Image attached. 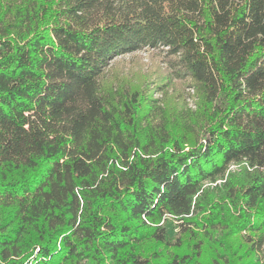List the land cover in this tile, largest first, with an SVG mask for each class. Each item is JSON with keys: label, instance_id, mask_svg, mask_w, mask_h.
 I'll list each match as a JSON object with an SVG mask.
<instances>
[{"label": "trees", "instance_id": "trees-1", "mask_svg": "<svg viewBox=\"0 0 264 264\" xmlns=\"http://www.w3.org/2000/svg\"><path fill=\"white\" fill-rule=\"evenodd\" d=\"M141 50L166 65L143 94L111 71ZM263 204L264 0H0V264H157L193 228L264 264Z\"/></svg>", "mask_w": 264, "mask_h": 264}, {"label": "rangeland", "instance_id": "rangeland-1", "mask_svg": "<svg viewBox=\"0 0 264 264\" xmlns=\"http://www.w3.org/2000/svg\"><path fill=\"white\" fill-rule=\"evenodd\" d=\"M166 65L164 63V55L159 51L141 50L132 54L121 56L112 64V74L115 77L125 79L130 85V89H136L143 94L148 92L152 82L159 81L164 73ZM190 80L174 82L167 88L164 104L169 113H175L183 110L195 111L197 109L198 97L196 91L190 86ZM160 97V95H158ZM189 139V135H187ZM236 169V166H231ZM261 209L264 211V204ZM167 230L171 240L179 235L178 227L175 221L167 223ZM190 236L181 234L182 245L180 247H165L154 241L147 242L144 246V252L157 264H164L169 254L177 253L182 255L191 252L193 243L202 242L201 260L203 264H227L226 260H230L231 264H248L252 260V256L246 252V243L243 242L241 234L231 233L227 231L213 232L215 236H219L221 242L204 238L195 228ZM222 255L226 258L222 259Z\"/></svg>", "mask_w": 264, "mask_h": 264}]
</instances>
